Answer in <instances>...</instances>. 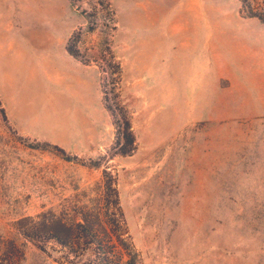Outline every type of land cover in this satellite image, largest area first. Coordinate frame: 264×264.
Wrapping results in <instances>:
<instances>
[{
  "label": "rangeland",
  "instance_id": "374dc122",
  "mask_svg": "<svg viewBox=\"0 0 264 264\" xmlns=\"http://www.w3.org/2000/svg\"><path fill=\"white\" fill-rule=\"evenodd\" d=\"M98 1L0 0V235L20 264H96L16 222L108 214L138 264H264V24L240 0ZM73 34L93 71L69 53ZM108 47L131 155L116 154L105 107Z\"/></svg>",
  "mask_w": 264,
  "mask_h": 264
},
{
  "label": "trees",
  "instance_id": "16d2710c",
  "mask_svg": "<svg viewBox=\"0 0 264 264\" xmlns=\"http://www.w3.org/2000/svg\"><path fill=\"white\" fill-rule=\"evenodd\" d=\"M82 0H70L72 6L80 7L78 2ZM243 7L247 10L249 16L257 17L264 24V10L252 7L251 0H240ZM102 5V1H98ZM74 43V45L72 43ZM78 39L75 34L70 37L68 43L69 53L76 59L85 64L90 60L84 59L75 44ZM110 56L109 66L112 71L116 106L110 103L109 92L104 89L105 107L110 111L114 118V124L117 128V138L114 146L116 154L131 155L137 149V141L133 131L131 114L121 100L122 67L116 60L110 47H108ZM104 60V59H102ZM94 62L104 70L100 60L94 59ZM118 111V112H117ZM108 190L116 192V188L108 185ZM113 208L120 213V202L116 199L113 202ZM121 216V220L124 219ZM108 217V219H107ZM115 220L109 218L106 214V220H102L100 215L90 216L82 213V221L68 223L64 219H58L54 213L41 212L35 217H23L16 222L17 233L24 238L36 241L41 249H44V243L49 240H55L63 248H67L74 257L79 258L90 250L95 252L96 264H138L135 257L125 258V254L119 250V243L123 242L120 238L115 241L111 226L115 225ZM42 243V244H41ZM129 246V245H128ZM126 250L129 248L126 246ZM25 257L22 245L18 244L15 239H6L0 235V264H20Z\"/></svg>",
  "mask_w": 264,
  "mask_h": 264
},
{
  "label": "crops",
  "instance_id": "0c3cea01",
  "mask_svg": "<svg viewBox=\"0 0 264 264\" xmlns=\"http://www.w3.org/2000/svg\"><path fill=\"white\" fill-rule=\"evenodd\" d=\"M157 47H156V55L158 56V57H160L161 56V52L163 51V46H162V44L161 43H159V41H158V43H157ZM163 45H164V43H163ZM196 46L194 45V48H195ZM77 62H78V64H79V66H81L82 68H84V69H86V70H89V72L90 71H93L94 69H93V67H92V65H90V64H85V63H83V62H81V61H78L77 60ZM98 72V71H97ZM98 75H100V73L98 72ZM100 82V81H99ZM100 84V83H99ZM81 99L82 100H84V101H86V96L85 95H82V97H81Z\"/></svg>",
  "mask_w": 264,
  "mask_h": 264
}]
</instances>
